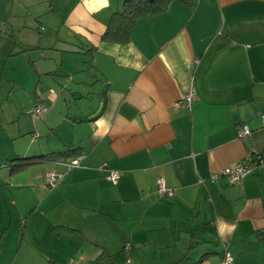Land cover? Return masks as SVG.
<instances>
[{"label":"crops","instance_id":"crops-1","mask_svg":"<svg viewBox=\"0 0 264 264\" xmlns=\"http://www.w3.org/2000/svg\"><path fill=\"white\" fill-rule=\"evenodd\" d=\"M122 5L0 0V264H220L225 250L233 264H264V167L234 184L209 179L264 157V0H171L137 18L127 41L103 39ZM50 46L89 60L90 89L71 91L87 104L65 115L42 83L58 66L18 60ZM190 88L191 105L177 106ZM39 103L47 108L33 117ZM242 125L250 131L239 136ZM49 172L63 173L54 187ZM158 178L172 197L159 195Z\"/></svg>","mask_w":264,"mask_h":264},{"label":"rangeland","instance_id":"rangeland-1","mask_svg":"<svg viewBox=\"0 0 264 264\" xmlns=\"http://www.w3.org/2000/svg\"><path fill=\"white\" fill-rule=\"evenodd\" d=\"M44 29L46 28L45 26H42ZM37 32V35L40 34V31H35ZM62 33V32H61ZM22 34H24L23 32H19L18 35L21 36ZM61 55H63L64 57V64H60L61 61ZM76 56L73 53H69V52H63V51H55L52 46H50V48H43V47H28V50H26L25 52H22L19 59L21 61L22 67L26 68L27 67V63H29V60H32L33 63L35 64V68L38 67V70L41 69L40 68V64H41V60H44V63H46L48 66L50 67H56L58 66V72L53 74L50 78L44 77V80L42 79V83H44V81L47 83V87L46 88V92L48 93L49 91V87L52 86L54 91L56 92V96H59V100L57 101V104H61V110L62 113L61 115H65L66 113V105L70 106V110L72 108H74L75 106V102L79 103V104H87V100H85V98H81L79 96V93H74L75 98H73L71 91H79L81 92L83 95H86L87 90L90 89V84L88 82V85L85 84V82L87 83V80L82 79L83 75H84V69L87 67L89 60L87 59V57H74ZM54 59H53V58ZM53 60V62H52ZM58 64V65H56ZM73 67L75 68V70H77V67H82L79 69H83L82 71H80L77 74H73L75 76V78L73 76H70L69 74H65L62 75V73L64 71H70L71 69H73ZM50 81V83H49ZM80 81H84V83L80 82ZM88 88L87 90L85 88ZM92 89H96V88H92ZM33 90H28L29 94L31 95V97L33 98V93L30 92ZM22 92V93H21ZM16 93H21L23 94V91L20 90H15L11 93L10 95V100L11 102L13 101V97L15 96ZM30 97V96H29ZM67 99V102L65 101ZM8 100V99H7ZM51 98H48L47 101V105H51ZM31 100L29 99L28 104L30 105ZM47 108V107H46ZM54 116H56V118H54V120L58 121L60 119V115L57 116L55 115L54 112ZM29 118H32L34 120V118L29 114ZM62 123V122H61ZM59 124L60 130L61 132L67 133L65 135V139L67 141H69V139H71L72 137V133L69 132V130L67 129V127L65 126V124ZM60 132V133H61ZM64 136V134H62V137ZM6 208H8L6 206ZM35 215L37 216L38 220L36 221V223L38 224L39 221H42L40 215L38 212L35 213ZM14 216L16 219H18L19 217V212L18 210H14ZM45 223H40L39 228L42 229V225ZM8 243V242H7ZM9 245V243H8ZM26 258V255L23 257ZM116 261V263L118 264H124V260L121 258V260H114ZM74 264H78L77 261L74 262ZM92 264H109L108 262H100V263H92Z\"/></svg>","mask_w":264,"mask_h":264},{"label":"built area","instance_id":"built-area-1","mask_svg":"<svg viewBox=\"0 0 264 264\" xmlns=\"http://www.w3.org/2000/svg\"><path fill=\"white\" fill-rule=\"evenodd\" d=\"M193 95H194V89L190 88L187 92H185L181 96L180 100L176 102V105L177 106H181V105L190 106L193 101ZM45 110H46V107L44 106V104L39 103L33 106L29 110V113L33 117H39L45 112ZM262 122H264V115H262ZM249 131L250 129L247 125H242L239 128L238 134L239 136H244L248 134ZM80 159H81V156H77L71 159L69 162L64 163V165L67 169L79 166ZM256 166L264 167V157H262V155L258 152L253 155H247L244 159L237 161L233 166L226 167L220 172L211 174L209 179L210 181H215L219 177L223 176L226 178L229 184H234L240 181L241 179H243L249 173H251L253 168H255ZM106 177L113 183H116L119 177V172L117 170H109ZM62 178H63V173L61 172H49L46 175L45 185L47 187H54L62 180ZM202 182H204V180H202ZM156 187H157V192L161 196L172 197L174 195L173 190L166 187L163 178H158L156 180ZM126 248H128V246H126ZM67 264H73V263L72 261H69L67 262ZM220 264H233V256L225 250Z\"/></svg>","mask_w":264,"mask_h":264},{"label":"trees","instance_id":"trees-1","mask_svg":"<svg viewBox=\"0 0 264 264\" xmlns=\"http://www.w3.org/2000/svg\"><path fill=\"white\" fill-rule=\"evenodd\" d=\"M170 1L171 0H123L122 9L111 15L102 38L118 42L127 41L130 38L131 28L137 18L163 11ZM37 157L38 156L14 158L12 161L15 160L16 162L12 164V170L32 163V159Z\"/></svg>","mask_w":264,"mask_h":264}]
</instances>
